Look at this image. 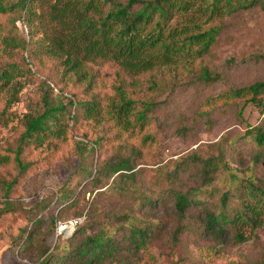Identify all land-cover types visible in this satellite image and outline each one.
I'll return each instance as SVG.
<instances>
[{
    "label": "trees",
    "instance_id": "1",
    "mask_svg": "<svg viewBox=\"0 0 264 264\" xmlns=\"http://www.w3.org/2000/svg\"><path fill=\"white\" fill-rule=\"evenodd\" d=\"M33 1L0 0V15L18 12L20 20V14L27 15ZM255 8L264 12V0H55L51 17L62 28L58 35L48 38L44 51L58 61L61 80L54 85L63 87L54 101L53 86L41 85L42 111L17 118L23 132L13 158H5L4 163L13 160L21 176L31 166L25 162L26 151H58L68 138L70 123L75 125L80 120L93 126L103 122L107 125L104 133L114 130L122 144L116 158L106 162L90 182L98 186L102 179H111L104 194L117 200L120 210L94 213L91 206L87 210L79 207L70 191H60L55 198L57 215L36 217L26 245L32 246L33 237L45 231L42 219L49 220L51 233L58 223L81 219L82 215L85 222L77 224L66 239L61 240L59 235L52 247L54 252L42 244L36 247L34 264H149L156 263L154 256L161 264H193L197 259L200 264L205 260L209 264V259L220 258L227 248L246 242L248 230L251 234L264 228V177L257 173L264 167V82L229 89L208 102L210 105L214 100L216 105L220 100L226 105L243 100L237 110L239 119L247 105L260 112L259 122L237 135V142L224 137L213 153H193L171 170L159 167L149 184L141 185L136 184L140 172L131 162L142 154H152L158 145L151 129L152 104L140 103L143 109H138L120 80L110 96L91 94L98 82L91 65L97 60L115 63L134 76L160 67L176 76L174 67H179L199 82L215 81L217 77L203 60L221 37L223 22ZM0 45L25 50V41L18 43L1 33ZM26 73L31 74L15 64L0 65L4 102L0 122L4 117L15 120L16 114L10 109L19 102L22 91L17 79ZM70 83L85 85L84 94L89 98L78 100L77 94L67 88ZM65 93L71 97H65ZM72 110H78V114L71 116ZM95 138L88 150L94 151L103 135ZM239 142L249 144L245 165L239 164L244 157L231 155L232 147ZM81 145L85 151L87 144ZM126 152L129 154L123 156ZM191 170L193 178L187 180ZM224 185L226 189L222 190ZM47 208L43 206L41 211ZM154 210L157 213L153 214ZM69 211L79 212V217L65 220ZM205 242L209 245L201 247ZM171 254L177 258L169 260ZM253 264H264V258Z\"/></svg>",
    "mask_w": 264,
    "mask_h": 264
},
{
    "label": "rangeland",
    "instance_id": "2",
    "mask_svg": "<svg viewBox=\"0 0 264 264\" xmlns=\"http://www.w3.org/2000/svg\"><path fill=\"white\" fill-rule=\"evenodd\" d=\"M54 4L55 0H34L29 5L28 14H20V20L17 19L18 12L0 15L2 36L15 38L18 43L25 41V50L15 48L14 45L4 49L0 45V65L11 63L31 72L17 79L22 85V91L18 95L19 102L10 109V112L16 114L15 120L10 121L4 117V121L0 122V264H34L37 258L36 247L42 244L51 248L49 252H54L52 247L58 236L61 240L69 236V233L59 231L60 226L68 223L57 222V227L51 233L49 220L42 219L41 228L45 231L33 237L32 246L26 245V237L36 217L50 213L57 215L55 198L62 190L70 191L79 207L87 210L91 206L94 213L99 210L105 213L120 210V203L104 194L111 179H102L98 186L90 182L106 162L116 158L122 144L115 137L114 130L104 133L107 125L103 122L93 126L80 120L75 125L70 123L72 127L68 138L58 151H45L43 148L26 151L25 162L31 166L21 176L13 160L4 163L5 158H13L23 132L17 120L30 111H42L41 85L53 86L51 99L54 101L59 89L63 87L54 85L61 80L62 71L58 61L48 57L44 51L48 38L58 35L62 28L51 17ZM223 28L221 37L203 60L208 71L217 77L210 83L195 80L194 76H188L179 67H174L177 69L176 76L166 67L134 76L112 62L97 60L91 65L98 76L97 86L93 87L91 94L110 96L113 93L112 87L120 80L137 102L138 109H143L140 103L152 104L149 112L151 129L158 145L152 154H142L132 160L131 164L140 172L136 184H149L156 169L165 166L171 170L180 160L193 153H213L216 144L224 137L237 142V135L244 132L247 126H255L261 119L260 112L252 105L243 109L241 119L237 117V110L243 106V100L228 101L226 105L220 100H216V105L214 100L210 105L208 102L229 89L264 82V12L259 8L239 12L226 19ZM67 88L76 93L80 101L89 98V95L84 94L85 85L75 86L70 83ZM2 95L0 116L4 106ZM63 95L71 97L67 93ZM77 114L78 110H72L71 116ZM96 135H103L101 143L94 151L90 148L88 150ZM81 144H87L85 151ZM232 148V157H244L239 164H247L249 144L239 142ZM128 154L126 152L123 156ZM191 172H187V180H191ZM257 173L264 177V167H260ZM225 189L226 185L222 187V190ZM43 206H48L44 212L41 211ZM77 213L69 211L64 215L65 220L79 217ZM155 213L156 210L153 211ZM80 218L77 219L80 220L79 224H84L85 217L82 215ZM249 233L248 230L246 242L227 248L220 258L209 259V264L260 262L264 258V228ZM160 239L165 240V237L160 236ZM208 245L205 242L201 247ZM165 253L169 254L170 251L165 249ZM176 258V255L169 256V260ZM154 260L156 263L149 264H161L155 256ZM193 264H200V260L197 259ZM203 264H208L207 260Z\"/></svg>",
    "mask_w": 264,
    "mask_h": 264
},
{
    "label": "built area",
    "instance_id": "3",
    "mask_svg": "<svg viewBox=\"0 0 264 264\" xmlns=\"http://www.w3.org/2000/svg\"><path fill=\"white\" fill-rule=\"evenodd\" d=\"M80 223V220H72L70 222H68V224H64L62 226L59 227V231L60 233L64 232L66 233H71V231L73 230V228Z\"/></svg>",
    "mask_w": 264,
    "mask_h": 264
}]
</instances>
